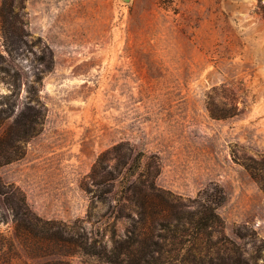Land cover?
<instances>
[{
    "label": "rangeland",
    "instance_id": "374dc122",
    "mask_svg": "<svg viewBox=\"0 0 264 264\" xmlns=\"http://www.w3.org/2000/svg\"><path fill=\"white\" fill-rule=\"evenodd\" d=\"M262 7L0 0V264H264Z\"/></svg>",
    "mask_w": 264,
    "mask_h": 264
},
{
    "label": "trees",
    "instance_id": "16d2710c",
    "mask_svg": "<svg viewBox=\"0 0 264 264\" xmlns=\"http://www.w3.org/2000/svg\"><path fill=\"white\" fill-rule=\"evenodd\" d=\"M263 13H264V7H262ZM213 118L219 119V118H228V117H232V113L230 111H228L225 114H216V113H211ZM16 158V156H11L10 154H8L7 152H3L0 151V167L6 164L11 163L14 159ZM249 163L248 164H244V168L250 173V176L252 179H254L264 190V159H260L259 161H255V160H248ZM217 219V216L214 213H209L208 215H202L201 217L198 218V222L199 224H202L204 227H209L213 220ZM38 221V220H37ZM16 229H21L22 234L27 235L25 233H29L30 235H33L34 237L37 236V234H40L41 232L36 230V228L34 229L33 227H28L26 225H23L21 223H18L16 225ZM19 231V230H18ZM34 231H36V233H34ZM49 233V235L47 236V240L52 241L53 244H55L58 240V233H59V229L58 226L55 224H51L50 228L47 230V233ZM74 250H71L67 253H72ZM81 251H84L86 253H92V252H88V250H86L85 247L81 248ZM155 252V251H153ZM152 253V252H151ZM150 254V253H149ZM131 252H115L113 255V258H115V260L120 259L121 257H123V259H121V262H124L126 260V264L127 261H131ZM141 261H144V258L141 257ZM141 263V262H140ZM148 263V260L146 261V264ZM54 264H65L62 262H58V263H54Z\"/></svg>",
    "mask_w": 264,
    "mask_h": 264
},
{
    "label": "water",
    "instance_id": "95a60500",
    "mask_svg": "<svg viewBox=\"0 0 264 264\" xmlns=\"http://www.w3.org/2000/svg\"><path fill=\"white\" fill-rule=\"evenodd\" d=\"M124 1H126V0H124Z\"/></svg>",
    "mask_w": 264,
    "mask_h": 264
}]
</instances>
